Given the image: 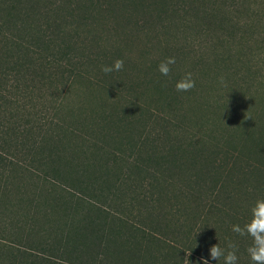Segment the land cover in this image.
<instances>
[{
  "label": "trees",
  "instance_id": "obj_1",
  "mask_svg": "<svg viewBox=\"0 0 264 264\" xmlns=\"http://www.w3.org/2000/svg\"><path fill=\"white\" fill-rule=\"evenodd\" d=\"M253 3L0 0V206L22 202L30 180L38 184L34 176L99 186L107 201L119 197L113 190L132 189L130 180L137 185L132 210L165 236H134V228L123 236L125 222L88 223L66 232L94 236H63L64 243L84 237L97 252L119 240L121 264H183L188 251L189 264H224L212 260L209 249L231 240L238 264H253L251 238L232 231L250 222L251 208L264 199V30L258 19L264 5L255 10ZM122 36L158 51V63L146 68L158 77L154 88L178 110L174 116L153 106L137 138L133 126L149 112L139 101L148 86L119 85L120 71H102L123 51L110 46ZM168 57L176 62L164 76L158 66ZM185 69L219 86L217 108L203 114L209 105L180 107L181 98L196 94L176 90ZM115 97L123 99L121 108ZM108 106L115 111H102ZM110 140L116 148L105 144ZM101 158L111 163L93 171ZM50 205L51 212L59 208ZM3 237L0 264H41L19 258ZM170 241L182 247L169 250Z\"/></svg>",
  "mask_w": 264,
  "mask_h": 264
},
{
  "label": "rangeland",
  "instance_id": "obj_2",
  "mask_svg": "<svg viewBox=\"0 0 264 264\" xmlns=\"http://www.w3.org/2000/svg\"><path fill=\"white\" fill-rule=\"evenodd\" d=\"M263 5L264 2L257 0V3H253L251 8L258 10ZM262 14L259 15L258 19L261 29L264 30V13ZM114 42L116 43H112L111 47L119 46L123 50L120 52V56L116 58V60L124 61V67L120 71L122 81L119 85L142 84L144 87L146 84L148 86L144 89L139 101L148 104L143 112H146L147 109L149 112L143 115L141 121L133 126V132L137 138L144 130L146 121V128L148 127L151 117L150 110L153 106H158L174 116H178V110L172 102L166 100V92L160 95L154 88L157 86L152 78L157 79L158 77L146 68L151 66L155 60V64L158 63L159 59L157 58L160 56L158 51L152 49L148 51L143 44L126 39L124 36L115 39ZM144 52H148L145 57L143 56ZM186 71L188 72V70ZM260 75L264 77V70L261 71ZM196 76L195 73H192V78L195 80V87L192 90H195L196 94L188 96L185 95L186 92H181V95L188 96L189 99L181 98L183 105L180 107L188 109L196 102L203 106L209 105L207 106L209 108L202 110V113L205 114L219 106L217 100L222 94L216 89L219 86H215L211 81L207 82L206 79H197ZM211 85L215 86L214 90ZM115 100L119 102L118 107L121 108L123 99L115 97ZM104 110L115 111L109 106L102 111ZM142 134L146 135L145 133ZM116 140H110L105 144L109 148H116ZM68 157L72 158L71 156ZM105 159H99L93 171L105 170L100 166V163L103 165L111 163L110 160L106 162ZM87 161L93 162L92 159ZM89 176L91 179L95 177L90 174ZM33 178L38 181V184L35 185L33 184L34 181L30 180L32 183L30 189L25 195L21 194L22 202L14 200L7 205L0 206V236H6L3 237L2 242L19 258L24 256L25 262L37 260L41 264H121V258L117 253L119 240H110L107 247H102L97 252L89 251L90 242L84 237L72 239L68 245L64 243L63 236H94L87 235L88 233L73 235L66 232L67 230L71 232V230L83 229L88 223L120 227L125 222L123 236H129L128 229L132 230L131 228H134L132 230L134 236H165L150 229L149 224L152 223L150 218L142 217L137 210H132L130 198L133 189L137 186L133 181H128L132 184V189L127 191L123 189L120 191L113 190L119 197L114 196L107 201L103 196H98L100 195L99 186H90L89 190L88 187H81L80 183L58 182L55 184L51 180L49 183L45 179H40L42 177L34 176ZM142 191L148 193L146 182H144ZM137 192L140 193V191ZM51 203H56L59 208L51 212L49 209ZM67 210L72 215L71 217L67 216ZM99 210L106 216L100 217L98 215ZM187 224L192 226L193 220H188ZM12 236H18V238ZM181 236L187 235L182 234ZM182 244L170 241L166 247L169 250L171 247L179 249Z\"/></svg>",
  "mask_w": 264,
  "mask_h": 264
},
{
  "label": "clouds",
  "instance_id": "obj_3",
  "mask_svg": "<svg viewBox=\"0 0 264 264\" xmlns=\"http://www.w3.org/2000/svg\"><path fill=\"white\" fill-rule=\"evenodd\" d=\"M174 57H168L162 61L159 66V72L168 76L171 72L170 65L175 64ZM124 67V61L117 59L112 66H103L102 71L111 73L113 71H121ZM223 80V78H221ZM176 90L179 92H188L195 87V80L192 78L191 72H186L176 85ZM232 231L240 236L251 238V244L247 248V253L253 264H264V199H259L251 208V220L243 227L233 225ZM238 246L235 242L229 240L226 247H221L219 244L212 245L209 249L210 258L215 261L223 259L224 264H238ZM191 251L186 253L183 264H189L187 256ZM202 264H209L208 259H203Z\"/></svg>",
  "mask_w": 264,
  "mask_h": 264
}]
</instances>
